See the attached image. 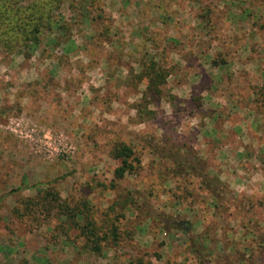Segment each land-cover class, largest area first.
I'll use <instances>...</instances> for the list:
<instances>
[{
	"label": "rangeland",
	"instance_id": "374dc122",
	"mask_svg": "<svg viewBox=\"0 0 264 264\" xmlns=\"http://www.w3.org/2000/svg\"><path fill=\"white\" fill-rule=\"evenodd\" d=\"M69 1L68 41L0 52V264H264V0H94L90 22ZM116 142L139 159L122 179ZM46 182L100 236L122 212L117 239L95 254L54 215L12 214Z\"/></svg>",
	"mask_w": 264,
	"mask_h": 264
},
{
	"label": "trees",
	"instance_id": "16d2710c",
	"mask_svg": "<svg viewBox=\"0 0 264 264\" xmlns=\"http://www.w3.org/2000/svg\"><path fill=\"white\" fill-rule=\"evenodd\" d=\"M65 2L66 0H0V52L5 56L22 55L24 58H28L39 46L43 32L52 30L61 36V39H56L54 43L68 41L72 28L67 25L68 21L59 11ZM93 2L94 0H70L67 5L69 9L78 6L80 20L90 22L94 20V17L90 16L89 9ZM141 76L145 78L146 91L159 95L162 91L161 86L169 76V71L151 60L145 65ZM110 153L120 162L114 169L116 179H122L126 174L132 173L135 170L134 163H139L132 147L124 142H116ZM32 187L35 188L36 194L20 198L18 206L12 209V214L19 218L26 217L37 221V224L54 215L61 222H66L68 227L79 229L81 236L85 238L83 248L89 249L95 254H99L101 251V241L106 240L109 236L114 240L117 239L116 222L123 217L122 212L116 213L112 220L108 218L104 221L110 225L109 234L104 233L103 236H100L98 224L93 218V207L86 200L76 206H71L55 191L51 182L36 183ZM25 188H12L8 193H15ZM113 205L116 206L117 203ZM113 205L110 206V210L113 209ZM15 264H27V260L21 259ZM137 264L146 263L138 262Z\"/></svg>",
	"mask_w": 264,
	"mask_h": 264
},
{
	"label": "crops",
	"instance_id": "0c3cea01",
	"mask_svg": "<svg viewBox=\"0 0 264 264\" xmlns=\"http://www.w3.org/2000/svg\"><path fill=\"white\" fill-rule=\"evenodd\" d=\"M213 52H215V51H213L212 50V48L209 50V52H207V53H205L204 55H205V57H208V55H210V54H213ZM261 75H263L262 73H261ZM262 80V79H261ZM249 105H250V107H249ZM256 105V103L254 102V107H251V104H247V105H241L240 107L241 108H243V110L244 111H251V110H253L254 111V113L255 114H257V115H259V107H256L255 106ZM260 116H262V114H260ZM257 118L258 117H256V120H257ZM264 122V121H263ZM261 125L262 126H264V123H261ZM258 127V126H257ZM264 173V172H263ZM263 173H261V176H262V178H264V174ZM259 186H258V189H261L260 187H261V184H258ZM257 189V188H256Z\"/></svg>",
	"mask_w": 264,
	"mask_h": 264
}]
</instances>
